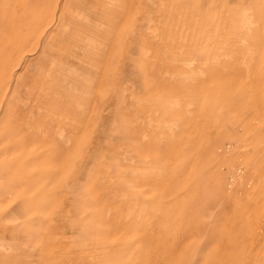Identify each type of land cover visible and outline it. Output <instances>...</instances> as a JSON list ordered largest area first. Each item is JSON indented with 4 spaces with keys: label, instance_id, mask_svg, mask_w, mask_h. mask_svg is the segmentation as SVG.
Masks as SVG:
<instances>
[{
    "label": "rangeland",
    "instance_id": "1",
    "mask_svg": "<svg viewBox=\"0 0 264 264\" xmlns=\"http://www.w3.org/2000/svg\"><path fill=\"white\" fill-rule=\"evenodd\" d=\"M0 264H264V0H0Z\"/></svg>",
    "mask_w": 264,
    "mask_h": 264
}]
</instances>
